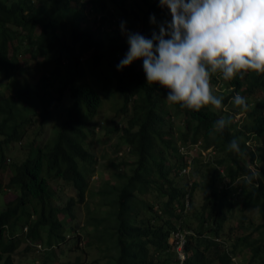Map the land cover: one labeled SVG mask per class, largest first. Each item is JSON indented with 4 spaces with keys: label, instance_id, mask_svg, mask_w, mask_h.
<instances>
[{
    "label": "trees",
    "instance_id": "1",
    "mask_svg": "<svg viewBox=\"0 0 264 264\" xmlns=\"http://www.w3.org/2000/svg\"><path fill=\"white\" fill-rule=\"evenodd\" d=\"M83 1L0 0V79L9 82L6 87L0 83V171L7 167L6 151L12 144L27 136L29 149L22 164H12L7 184L0 172V205L8 195L6 188L18 192L12 195L15 199L6 196L7 203L0 211V264H11L9 253L17 247L15 241L6 243L3 239L4 226L16 227L20 214L27 215L30 205L38 214L35 238L47 226L48 242L52 244L65 242L66 223L58 215L73 221L76 204L87 205L90 221L102 233L96 235L102 242L116 236L117 244L125 251L117 259L118 264H165L168 258L162 257L171 249L168 239L172 231L193 228L188 219L182 223L186 194L198 223L192 237L197 244L188 248L186 264H236L233 257L245 256L246 249L251 252L246 264H264V73H240L226 85L223 105L236 93L247 98L249 108L241 123L236 121L238 109L226 113L208 105L196 111L171 104L170 110L166 100L169 90L148 83L142 59L117 70L129 50L127 29L136 33L142 26L140 34L151 39L153 32L158 33L159 26L171 19L169 9L160 7L159 0ZM153 15L156 23L150 22ZM122 21L126 32L121 30ZM27 56L38 60L42 67L36 84L28 80L22 83L18 77L25 73ZM218 74L212 75L211 83L217 82ZM103 95L121 102L117 114L102 122L104 125L95 121L103 107ZM67 96L71 103L54 130L55 136L45 140L29 137L27 126L33 116L49 120L54 115L49 110ZM221 116L231 118V124L222 133L214 132L213 122ZM175 119H181V127ZM97 129L106 141L115 135L119 138L116 148L120 155L117 153L109 163L112 173L102 183L91 180L97 159L90 146ZM234 137L240 139L245 155L227 150ZM200 142L203 149L214 148L216 154H221L216 164L223 173L219 171L218 184L217 180H209L199 212L192 202L193 192L199 187L197 181L190 188L178 185L175 177L183 164L179 144ZM202 158L193 160L196 175L202 168L209 169L210 163ZM252 172L259 176L249 184L245 176ZM172 173L175 177L170 178ZM204 173L209 175L210 171ZM49 179L63 180L76 191L75 198H70L63 209L56 206L58 194L50 188ZM93 184H99L98 192L94 193ZM96 195L104 199L94 200ZM148 195L163 208L162 229L142 240L148 228H134L130 212L146 207ZM239 206L243 224L247 221L244 215L254 209L259 210L263 223L228 246L224 242V246V227ZM97 208L106 212L111 208L107 214L117 223L104 227L108 221L95 213ZM64 264L83 263L78 258Z\"/></svg>",
    "mask_w": 264,
    "mask_h": 264
},
{
    "label": "clouds",
    "instance_id": "2",
    "mask_svg": "<svg viewBox=\"0 0 264 264\" xmlns=\"http://www.w3.org/2000/svg\"><path fill=\"white\" fill-rule=\"evenodd\" d=\"M159 5L162 8L166 6L169 9L171 19L169 18V22L166 21L161 24L159 32H153L151 39L146 38L138 32H128L129 29L126 32L125 22H121V30L127 34L129 50L117 65L118 71L131 65L133 61L142 59L143 70L148 83L159 84L161 87L169 90L166 97L167 102L179 105L181 108L196 111L208 105H211L215 109L223 108L222 102L224 97L216 95L213 92L211 83L213 74L219 73L220 75L218 74L217 77L221 76L224 80L231 81L237 74L248 71L264 73V0H159ZM150 22L156 23L154 15L150 16ZM2 81H4L1 83L4 87L9 83L5 79H2ZM25 81L27 80L21 81L20 79L22 83ZM230 89L232 88L230 87ZM0 92H3L2 88H0ZM65 102L66 99L62 103L55 102L49 112L52 111L51 114L55 113L56 106L60 107ZM231 103L243 111H247L249 108L247 98L240 93H236L231 98ZM40 113L41 111H39ZM36 117L42 118V122L48 121L44 117L34 115L33 122L30 126H27L28 136V132L31 129L29 127H32L36 120H39ZM50 119H53V115H51ZM61 120H56V123L60 125ZM230 124L231 118L221 116L213 122V131L222 133ZM37 130L40 129L38 128ZM23 140H26L24 145L22 144ZM23 140L12 145L16 148L17 144L22 145L21 151L28 153L29 149H26L27 136ZM179 145L180 154L183 157V164L181 169H179V175L190 174L191 169L195 168L193 160L197 158L201 159L203 153L210 152V157H213L212 152L216 154L214 148L203 149L201 142L198 144L190 143L186 146ZM24 146L25 148H23ZM262 146L264 149V144ZM227 150L241 156L245 155L240 146V139L236 137L228 143ZM192 151L196 155H199V157L191 155ZM7 155L8 151H6V160H9V164L12 166L13 163L10 162ZM82 166L81 169L83 170ZM0 172L4 179L5 168ZM94 174L91 180L93 182H100L101 177L99 173H96V169ZM258 176L257 172H252L250 175L245 176V181L251 184L254 180L258 179ZM50 181L51 179L48 180L50 188L57 193ZM53 181L63 182V180ZM193 182L188 185L190 188ZM6 191L8 194L6 196L14 198L12 195H18V192L15 190L6 188ZM95 191L98 192L97 190ZM188 192L190 191L188 190ZM89 195L87 196V200L90 199ZM6 196L5 200L1 201L0 211L3 210L5 202L7 203ZM56 196V206L58 209H63L58 205L59 195ZM146 201L150 203V200L147 199ZM68 202L69 200L67 204ZM149 203H147L146 207H141L142 210L138 212H130L134 220V228L135 226H146L148 228V231H146L147 235L143 236L142 240H148L151 238L152 233L156 234L158 228L162 229L160 220L163 216V208L156 201L155 203ZM183 203V214H187L191 211V198L187 194L183 199ZM49 210L48 207L47 215ZM28 211L29 213L25 216L20 214L16 227L10 228L9 226H4L3 239L5 242L10 243L15 241L17 244L16 249L12 253H9L11 264H19L18 259L21 256L25 259L23 264H64L73 262L78 258L82 260L83 264H106V262L118 264L117 259L125 253V251H122L120 245L117 244L115 235L108 242H102L100 235L96 236L100 229L93 228V232L86 231L85 236L78 228L73 232L72 222L76 219V215L73 221H71L69 216L58 215L61 222H65L66 226L70 225L72 230L71 233H67L64 229L65 242L49 244V228L47 226L42 230L40 237L36 239L35 228L38 214L32 205L29 206ZM186 219L188 217L185 215L182 223ZM86 226L88 227V225ZM194 235L193 228L186 227L181 229L179 227L177 230H173L168 239L171 249L170 251H166L168 255L162 257L163 259L168 258L165 264H186L189 261L188 248L197 244L196 240H192ZM72 238L74 240H71ZM85 239H87L88 246L92 245L95 239H98L95 246L101 256L99 261H90L93 258L88 256ZM70 241L71 244L75 242V245L82 250L81 254L73 260L66 262L58 261L56 251L60 247L68 245ZM224 242L226 241H223V245ZM31 251L37 255L32 259L29 257V252ZM245 257L247 258V256ZM41 258L43 259L41 260ZM243 258L242 255H235L233 262L236 264H246L249 262L246 260L244 262Z\"/></svg>",
    "mask_w": 264,
    "mask_h": 264
},
{
    "label": "rangeland",
    "instance_id": "3",
    "mask_svg": "<svg viewBox=\"0 0 264 264\" xmlns=\"http://www.w3.org/2000/svg\"><path fill=\"white\" fill-rule=\"evenodd\" d=\"M85 1L86 0H84L83 2H85ZM74 5H75V3H73V6ZM86 11H89V7L86 9ZM141 28H142V26H139L136 33L137 32L140 33ZM25 60H26V62H28V66H27V68H25V73L24 74L19 73L18 76L21 79V81L28 80L30 83L34 84L38 80V78L41 77L40 69L42 67L41 68L39 67L40 63L37 62L38 60L33 59L34 61H32L30 56H27ZM91 80L94 81L95 79L92 78ZM229 81L230 80H224L221 76L217 77V82L215 81L212 83L214 94L222 95L223 97H225L226 85ZM3 82L4 81H2L0 79V83H3ZM101 96H102V94H101ZM103 96L105 97L103 107L101 108L100 113L95 118V121L100 122L101 124H103L105 121H107L110 116H115L117 114V110L119 109V107L121 105L120 101H119L120 102L119 103L118 100L115 101L112 97H110L108 95L107 96L103 95ZM70 103H71V100H69V98L67 96L65 103H63L60 107L56 106V111L53 115V119L42 122V118L36 117V119H39V120H36L34 125L32 127H29V129L31 128L28 132L29 136L31 138L40 136V138L42 140H45L47 138L50 139V138L54 137L55 136L54 130L57 129V127H58L56 120L63 119L65 117V114H66L65 109H66V107H68L70 105ZM167 108H169L171 110V108H172L171 103L167 104ZM234 109H238V113L236 114V121H239L241 123V121L244 120L246 113H245V111L235 107L231 103V100L229 101V103L227 105H223V108L220 111L227 113V112L233 111ZM116 121L118 122L119 119H117ZM175 123L177 125H180V127L182 126L181 125V119L180 120L177 119L175 121ZM38 128L40 130H37ZM101 132L102 131L99 132L97 129L96 135L93 138V140L91 142V146H90V152L92 154H94V156L97 159L96 166H95L96 173L102 174V176L100 175V177H101L99 180L100 183H102L101 181L103 179H107L108 176L112 173L111 172L112 170L109 168V163L112 162L114 157H116L117 153H119V155H120V152H118L117 148H116L117 142H119V138H117L118 136L115 135L114 137H111L109 140L106 141L103 138V136L100 134ZM177 132H178V134H180V131L177 130ZM177 132H176V135H177ZM25 143H26V140H23L22 144L24 145ZM16 146H17V148L12 145L11 148L7 149V151H8L7 156L10 159L11 163L18 162L17 164H21L24 162V160L28 156H27L26 152L21 151L22 145L17 144ZM254 150H256L255 147H254ZM190 154L195 156V157H199V155H196L194 153V151H192ZM209 154H210V152H206V153L202 154L203 159L205 160V158H206L207 162L210 163L209 169L202 168V172H200L199 174L196 175V174H194V169L196 170V168H192L190 174L179 175V176L175 177V173H172L169 176L170 178L175 177L176 183L178 185H185L186 186V185H190V183L193 182L194 180L197 181V183L199 184V187L197 189H195V191L193 192L192 202H193V204H195L197 206L196 210H198L199 212L201 210V206H203V204L205 203L204 199H205L207 191L210 187L209 180H211V182L213 180H215V181L217 180L216 183L218 184L219 182H221V176L219 175V171L223 173V169L219 168L218 167L219 165L216 164V159H220L221 154H214L212 152L213 157H210ZM129 160H131V159H129ZM6 166L7 167H6L5 172H4V183L5 184H7L10 176L12 175V167L9 164V160H6ZM206 170L210 171L209 175L204 173V172H206ZM205 175H207V176H205ZM94 176H96V175L94 174ZM50 182L60 197L58 205L60 206V208H64L65 205L67 204V201L70 198L76 196L75 189L70 184H66L64 181L62 182V181L51 180ZM204 183H209V185L204 187ZM94 185L96 186V187H94V189L98 191L99 188L97 187V185H99V184H93V186ZM94 197H95L94 200H97V201L104 199L100 195L94 196ZM147 199L150 200V203H152V202L155 203V200L151 197V195L146 196V200ZM86 207H87V205L85 206V204H76L75 205L76 219L72 222V227L74 228L73 232L75 229L78 228V230H80L84 236L86 234V231L93 232V228H96L94 226V224L90 221L91 217H89L90 214L88 213V210ZM239 209H240V206L237 207V209L234 213V217L227 220L226 226L224 227V230H223L222 241L228 242L229 245L231 243H233L237 237L244 235V233L251 234L252 230L257 225H260L263 223V218L260 216L259 210L254 209L253 211H248L245 215H244L245 212H242V214L244 216H246V219H247L246 223L243 224L241 221V218H242L241 214L238 212ZM110 211H111V208L107 212L109 213ZM107 212L103 208H97L95 211V213H97V214H99L102 217L107 219L108 222L104 223V227L113 226L114 224L117 223L116 218L111 217L110 215L107 214ZM183 215L184 216L186 215L188 217V220H190L191 226L193 227V229L197 228L198 223H196V221H195V210H193V212H189L187 214L184 213ZM247 222H250V224H248ZM87 224H88V227L86 226ZM242 225H245L246 227H243ZM104 229L108 230L109 228H104ZM65 231L67 233L72 232L70 225L66 226ZM98 233H101V231H99ZM254 236H258V235L255 233ZM71 240H74V238H72ZM85 241H86L88 256H91L93 258V260H90V261H92V262L99 261L101 259V256H100L98 249L95 246L98 239H95V241L90 246L87 245V239H85ZM112 241H113V239H112ZM90 249H92V250H90ZM115 250L118 251L117 248H115ZM247 251H248V249H246L244 251V253H245V256L247 254V261H248L251 258V252H249V251L247 252ZM81 252H82V250L79 249L75 245V242H74V244H71V241L68 245H66L65 247H60L59 250L56 251L57 256H58L57 257L58 261H60V262H66L69 260H73L74 258L79 256L81 254ZM34 256H37V255L33 251L29 252V257L31 259ZM242 256L245 257L243 254H242ZM262 256L264 257V255H262ZM42 259L43 258H41V260ZM24 260H25L24 257L21 256L20 259H18L19 264H23ZM243 260L245 262V258H243ZM106 264H111V263L106 262ZM256 264H259V263L256 262Z\"/></svg>",
    "mask_w": 264,
    "mask_h": 264
}]
</instances>
